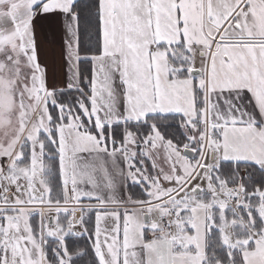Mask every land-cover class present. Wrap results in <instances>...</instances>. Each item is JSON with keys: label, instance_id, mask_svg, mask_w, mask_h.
<instances>
[{"label": "snow or ice", "instance_id": "6c2138e0", "mask_svg": "<svg viewBox=\"0 0 264 264\" xmlns=\"http://www.w3.org/2000/svg\"><path fill=\"white\" fill-rule=\"evenodd\" d=\"M0 264H264V0H0Z\"/></svg>", "mask_w": 264, "mask_h": 264}, {"label": "trees", "instance_id": "16d2710c", "mask_svg": "<svg viewBox=\"0 0 264 264\" xmlns=\"http://www.w3.org/2000/svg\"><path fill=\"white\" fill-rule=\"evenodd\" d=\"M94 215H92L93 217ZM70 244L75 248H84L86 246H90V241H88L86 238H80V237H71L69 238Z\"/></svg>", "mask_w": 264, "mask_h": 264}, {"label": "crops", "instance_id": "0c3cea01", "mask_svg": "<svg viewBox=\"0 0 264 264\" xmlns=\"http://www.w3.org/2000/svg\"><path fill=\"white\" fill-rule=\"evenodd\" d=\"M41 39H42V48H51L52 47V45L48 44L47 42H44L43 37ZM49 39H50V37H49ZM48 61L51 62V57L48 58ZM42 62H43V58H42Z\"/></svg>", "mask_w": 264, "mask_h": 264}, {"label": "rangeland", "instance_id": "374dc122", "mask_svg": "<svg viewBox=\"0 0 264 264\" xmlns=\"http://www.w3.org/2000/svg\"><path fill=\"white\" fill-rule=\"evenodd\" d=\"M90 222L94 224V216L90 218Z\"/></svg>", "mask_w": 264, "mask_h": 264}]
</instances>
